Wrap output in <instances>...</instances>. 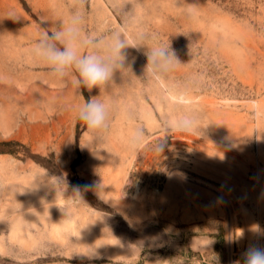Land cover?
<instances>
[{"label":"rangeland","instance_id":"rangeland-1","mask_svg":"<svg viewBox=\"0 0 264 264\" xmlns=\"http://www.w3.org/2000/svg\"><path fill=\"white\" fill-rule=\"evenodd\" d=\"M76 10L85 32L124 29L179 61L148 79L128 48L95 136L75 109L99 91L29 54ZM189 108L198 130L165 134ZM251 246L264 248V0H0V264H243Z\"/></svg>","mask_w":264,"mask_h":264},{"label":"clouds","instance_id":"clouds-1","mask_svg":"<svg viewBox=\"0 0 264 264\" xmlns=\"http://www.w3.org/2000/svg\"><path fill=\"white\" fill-rule=\"evenodd\" d=\"M83 24L82 12L74 11L59 28L43 32L33 43L29 54L45 65L53 78L68 80L77 90L83 88L89 93L93 89L99 91L98 95L90 96L75 109V119L95 136L108 129L111 116L110 105L101 98L100 93L112 82L116 72L123 75L128 69V48L144 49L147 63L143 77L148 79L160 80L169 76L179 61L169 46L147 44L143 37L136 45H130L124 29L101 36L85 32ZM198 121L199 115L195 109H173L163 124L165 134H191L198 130ZM143 140V129L135 128L130 134L129 146L136 149ZM243 264H264V248L249 247L243 254Z\"/></svg>","mask_w":264,"mask_h":264}]
</instances>
